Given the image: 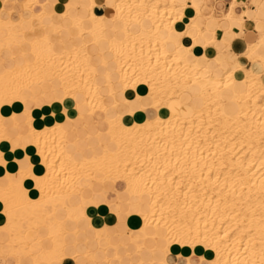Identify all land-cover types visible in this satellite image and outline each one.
I'll return each mask as SVG.
<instances>
[{"label": "bare ground", "instance_id": "1", "mask_svg": "<svg viewBox=\"0 0 264 264\" xmlns=\"http://www.w3.org/2000/svg\"><path fill=\"white\" fill-rule=\"evenodd\" d=\"M6 1L0 145L31 141L12 160L0 148V244L19 262L15 235L27 245L33 229L41 245L33 264L82 254L90 264H199L193 255L264 264V74L239 61L211 67L222 30L208 27V1L26 0L31 14L19 18ZM103 1L110 15L98 13ZM40 8L47 22H35ZM263 42L261 34L245 53L264 66ZM22 160L14 179L9 164Z\"/></svg>", "mask_w": 264, "mask_h": 264}, {"label": "crops", "instance_id": "2", "mask_svg": "<svg viewBox=\"0 0 264 264\" xmlns=\"http://www.w3.org/2000/svg\"><path fill=\"white\" fill-rule=\"evenodd\" d=\"M188 3H196L197 5H202L204 0H186ZM208 3L202 6V11L206 15H212V18L208 21V27L211 31H217L218 29L222 30L220 36V42L222 45L219 47V43H215L213 46L217 49L218 53L216 54L215 59L211 61V67L215 69L217 73H221L224 66L229 65L231 62L239 61L242 65L247 68L254 65V68L258 71V73L264 74V66L262 63L257 61V63H253V61L247 57L246 53L248 51V46L251 43L256 42L261 34H264V0H236L234 6H232V0H207ZM215 2V3H214ZM13 0H7L6 6L13 7ZM71 14H76L77 9L71 8ZM98 13L108 14L110 15V5L106 2H100L99 7L97 9ZM246 11V12H243ZM233 13L236 16H242V20H237L233 22H228L224 19V14ZM193 13V12H192ZM88 13H83L84 16H87ZM40 22V21H35ZM47 22V20H46ZM29 23V25H28ZM26 24V26H25ZM24 27L27 31H30L32 28V24L30 22H26ZM22 50H28V45H22L21 48H15L13 51L15 54H19ZM247 50V51H246ZM259 53L264 52V42L260 44L258 48ZM7 63L11 64V59L9 56L6 57ZM4 56L0 54V67L5 66L4 64ZM260 63V64H259ZM253 64V65H252ZM140 114V113H138ZM13 124L12 120L7 119L5 121L6 125L8 122ZM8 126V125H7ZM12 127V126H11ZM24 131V130H23ZM17 138V137H15ZM83 139V138H82ZM79 139L78 144L81 148L88 151V141L87 139ZM91 139L94 141V150L96 152L101 151V146L99 141L95 136H92ZM30 136L24 134L23 137L15 139V143L9 141L8 143L2 142L0 145L1 150L5 158L12 160L15 156L13 149H20L21 144L30 143ZM87 142V143H86ZM30 145V144H27ZM97 145V146H96ZM12 146V147H11ZM28 162L22 160L19 164H9V169L12 173V178L18 179L20 176L16 173L18 168L27 167ZM16 171V172H15ZM5 175L4 169H1L0 176ZM4 184H7V180L5 178L0 179ZM117 188L116 184H113L112 187L108 189L110 193L115 192ZM114 189V190H113ZM123 190L122 188L119 189ZM118 197V193L114 196L111 195V198L114 199ZM138 197L134 196L132 199L131 209L133 212H137ZM1 209V206H0ZM136 210V211H135ZM26 238L28 239V244L25 245L24 237L21 233H16L15 240L17 244V252L20 255L19 262L17 258L12 254L7 244H0V251L5 253V256L0 255V264H33V259L31 254H35L41 251V245L38 242V235L33 229H29L26 233ZM36 248H35V247ZM88 249H96V245L92 242L87 244ZM174 259H185L184 256H178L175 254H170ZM193 260L199 264H207V261H202L199 255H193ZM125 264H128L127 261H124ZM63 264H90L88 258L84 257V255H80L77 261L66 259ZM133 264H136L134 262Z\"/></svg>", "mask_w": 264, "mask_h": 264}, {"label": "rangeland", "instance_id": "3", "mask_svg": "<svg viewBox=\"0 0 264 264\" xmlns=\"http://www.w3.org/2000/svg\"><path fill=\"white\" fill-rule=\"evenodd\" d=\"M24 2H26V0H13V7H10V8H12V10H10V12H11V14L12 15H10L12 18H19V17H24V16H28V15H30L31 14V12H29L28 14L27 13H25L24 12V10H23V3ZM8 8V7H7ZM74 9H76V8H74ZM13 11V12H12ZM36 14H37V16L35 17V19H37L38 21H46L47 20V16L48 15H46L47 13H44V14H42V16L40 17L39 16V14L40 13H42L43 12V9L42 8H40V9H36ZM39 16V17H38ZM36 20V21H37ZM47 27L49 26V25H46ZM37 95H39V93L37 94ZM43 99V97H39V98H37L36 99V101H35V104H41L44 100H42ZM48 100V99H47ZM47 100H45V101H47ZM9 120H11V119H9ZM8 129H9V131L12 129V123H11V121L10 122H8ZM25 132H26V130H25ZM88 156V155H87ZM123 188V187H122ZM46 203V204H45ZM37 204V205H36ZM35 205H33L32 206V208L29 210V212H35L37 215H38V213H40V208L42 207V206H48V204L49 203H47V201H44L42 204H40V203H36ZM45 204V205H44ZM48 213H50L51 214V211L50 212H48ZM12 214V213H11ZM134 259V258H133ZM158 260H160V258H158ZM127 261V260H126ZM134 262H136L137 263V261H134V260H131V264H133ZM124 263V262H123ZM128 263V262H127Z\"/></svg>", "mask_w": 264, "mask_h": 264}]
</instances>
